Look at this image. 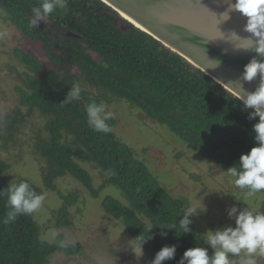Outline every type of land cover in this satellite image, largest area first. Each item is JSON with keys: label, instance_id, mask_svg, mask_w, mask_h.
I'll list each match as a JSON object with an SVG mask.
<instances>
[{"label": "trees", "instance_id": "trees-1", "mask_svg": "<svg viewBox=\"0 0 264 264\" xmlns=\"http://www.w3.org/2000/svg\"><path fill=\"white\" fill-rule=\"evenodd\" d=\"M43 2L0 0L10 24L22 36L40 41L47 57L65 71L63 75L44 71L34 57L16 52L33 73L28 76L31 93L18 90L20 106L48 118L44 126L48 137L38 138L34 146L46 162L41 168L43 186L55 191L54 181L70 176L97 199L99 191L93 187L92 177L77 161L91 163L128 203L125 206L106 196L100 203L102 210L120 220L135 243L143 225L152 224L154 239L143 248L154 258L161 247L175 244V258L163 264H178L186 249L204 240L193 223L191 233L181 234L178 221L187 203L166 192L112 131L96 132L89 127L84 101L100 102L89 98V89L125 100L225 169L238 167L240 155L254 146L253 125L257 121L248 119L251 110H245L238 97L122 15L127 28L118 26L114 19L118 14L101 0H66V7L46 17L42 27L31 26L32 9ZM88 52L96 53L99 62ZM75 83L82 88L81 97L65 103ZM22 122L19 111L1 118L3 149L8 141L15 144ZM107 123L112 128L115 121L109 119ZM9 169L10 165L0 159V190L8 187L5 174ZM20 181H27L35 192L42 193L31 181L22 178L16 183ZM242 191L245 194L246 190ZM257 194L264 195V191ZM59 196L62 205L54 212L56 226L67 228L71 226L68 209L78 198L75 194ZM6 201V195L0 196V264H48L57 252L66 256L81 252V245L65 243L61 234L51 242L42 240L33 214H21L3 223L11 210ZM258 210L264 211V200ZM162 232L167 235L162 236Z\"/></svg>", "mask_w": 264, "mask_h": 264}, {"label": "rangeland", "instance_id": "rangeland-1", "mask_svg": "<svg viewBox=\"0 0 264 264\" xmlns=\"http://www.w3.org/2000/svg\"><path fill=\"white\" fill-rule=\"evenodd\" d=\"M117 14L115 23L121 28H127L121 21L124 18ZM4 30L10 35L0 39V121L4 116H13L16 111L23 117L15 144L8 141L6 149H3L0 140V159L10 165L5 174L6 182L9 185L11 181L17 182L24 178L41 188L46 198L43 206L33 213V220L42 240L51 242L61 234L65 243L82 246L81 252L73 256L55 253L49 258L48 264H150L152 255L143 248L144 255L137 258L131 250L135 242L121 221L107 215L100 207L106 196L115 198L125 206L128 203L120 190L106 183V178L91 163L77 161L92 177L93 187L99 191L97 199L91 197L70 176L56 179L55 191L43 186L41 168L46 167V162L34 146L38 138L48 137L44 129L48 118L36 110L30 112L20 106L18 90L31 93L28 76L33 73L17 57L16 52L35 57L44 71H54L58 75L65 74V71L47 57L40 41L22 36L0 8V31ZM29 48L35 50L36 54H32ZM88 54L99 62L96 53ZM89 98L106 103L107 110L112 113L111 119L115 121L111 128L114 136L131 148L135 157L148 167L166 192L173 198L184 200L187 207L200 206L203 199L207 212L192 217L197 232L203 237L208 229L234 224V220L227 216V209L233 204L258 209L264 200V195L257 193L246 198L243 191L235 187V178L227 174V169L180 140L165 126L148 119L142 111L130 106L125 100L110 94H99L91 89ZM84 104L88 105L86 101ZM59 193L75 194L78 198L68 209L71 226L67 228L56 226L54 212L62 205ZM259 264H264V258L260 259Z\"/></svg>", "mask_w": 264, "mask_h": 264}, {"label": "clouds", "instance_id": "clouds-1", "mask_svg": "<svg viewBox=\"0 0 264 264\" xmlns=\"http://www.w3.org/2000/svg\"><path fill=\"white\" fill-rule=\"evenodd\" d=\"M66 7V0H44L32 9L30 25L37 27L41 20L53 14L57 9ZM243 13L247 18L245 30L258 39L254 49L264 57V0H236L230 6ZM226 16L225 19H227ZM7 30L0 31V39L8 37ZM236 36L235 33H233ZM238 39L240 37L236 36ZM242 40V39H241ZM247 40V39H243ZM247 49V48H244ZM212 61V60H210ZM219 61H214L208 68H216ZM259 76L260 83L254 91L244 87L245 82H251ZM240 86V99L245 110H251L248 119L256 120L253 125L255 144L251 149L239 157L238 167L231 166L226 172L234 177L236 188L245 191V197L264 191V59L253 58L245 65L242 77L235 81ZM82 88L79 83L67 92L65 103L77 101L81 97ZM87 124L96 132L109 133L112 131L107 123L112 113L107 110L105 102L92 101L86 106ZM258 118V120H257ZM7 196L6 206L11 210L3 218V223L14 221L18 215H32L44 204L45 195L38 194L27 181L10 182L8 187L0 190V196ZM200 206L189 205L183 210V216L178 221L181 234L191 233L193 229L192 217L207 212V206L202 202ZM227 216L234 220V224H227L216 229H208L203 244L186 249L178 264H259L264 258V211L255 207H238L233 204L227 209ZM152 224L143 225V232L135 238L136 243L131 248L137 258L144 255L143 246L154 239ZM175 227V226H174ZM174 229V228H173ZM56 235L55 233L53 234ZM166 236V232L161 233ZM179 236V235H177ZM177 246L175 244L161 247L150 264H163L175 258Z\"/></svg>", "mask_w": 264, "mask_h": 264}, {"label": "water", "instance_id": "water-1", "mask_svg": "<svg viewBox=\"0 0 264 264\" xmlns=\"http://www.w3.org/2000/svg\"><path fill=\"white\" fill-rule=\"evenodd\" d=\"M101 1L239 99L240 86L235 81L253 58L264 59L254 49L258 38L245 30L248 18L230 7L236 0ZM44 23L39 22L41 27ZM214 61H219L218 66L206 69ZM259 83L258 76L244 87L254 91Z\"/></svg>", "mask_w": 264, "mask_h": 264}, {"label": "flooded vegetation", "instance_id": "flooded-vegetation-1", "mask_svg": "<svg viewBox=\"0 0 264 264\" xmlns=\"http://www.w3.org/2000/svg\"><path fill=\"white\" fill-rule=\"evenodd\" d=\"M37 27H41L40 24H38ZM37 42H38V41H37ZM29 49L31 50L30 52H31L32 54H36V51H35V50H33V49H31V48H29ZM32 57H33V56H32ZM34 58H35V57H34ZM39 64H40V63H39ZM40 67H41V65H40ZM41 68H42V67H41Z\"/></svg>", "mask_w": 264, "mask_h": 264}, {"label": "bare ground", "instance_id": "bare-ground-1", "mask_svg": "<svg viewBox=\"0 0 264 264\" xmlns=\"http://www.w3.org/2000/svg\"><path fill=\"white\" fill-rule=\"evenodd\" d=\"M120 14V13H119ZM120 15H122V14H120ZM123 16V15H122ZM126 18V17H125ZM127 19V18H126ZM130 21V20H129ZM131 22V21H130ZM135 25V24H134ZM137 26V25H136Z\"/></svg>", "mask_w": 264, "mask_h": 264}]
</instances>
